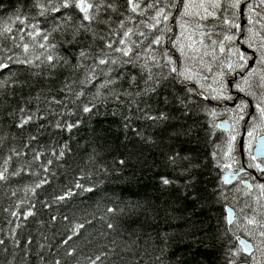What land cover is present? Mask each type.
Wrapping results in <instances>:
<instances>
[{"label":"trees","instance_id":"trees-1","mask_svg":"<svg viewBox=\"0 0 264 264\" xmlns=\"http://www.w3.org/2000/svg\"><path fill=\"white\" fill-rule=\"evenodd\" d=\"M34 3L0 0V59L6 55L23 59L15 45L33 43L27 35L32 24L52 27L51 21L36 16ZM8 28L10 32L5 31ZM83 44L86 47L87 41ZM58 51L74 64L79 47L64 45ZM221 59L225 66L226 56ZM111 68L113 78L117 72L129 73L127 66ZM78 77L82 73L65 67L49 79L47 69L20 64H10L0 74V170L7 168L9 176L8 181H0V239L5 241L0 245V264H53L55 260L89 264L88 257L97 255L102 256L98 264H225L224 209L240 206L233 197L241 201L245 193L234 185H223L228 199L218 198L225 161L220 156L214 160L211 154L228 139L226 132L212 127L218 125V117L200 110L185 116L173 102L166 109L172 119L153 125L140 119L138 107L153 113L165 109L159 93L136 95L144 88L143 82L138 88L130 87L123 79L101 88L107 77L99 74L95 87L89 85L73 103L75 98L60 89L66 79L71 82ZM113 87L116 93L132 95L117 98L110 91ZM204 103L217 111L218 101L210 98ZM92 104L90 113L82 111ZM37 105L45 118L17 128V109L36 112ZM65 121L77 126L71 131L56 127ZM133 128L141 129L149 139L138 137ZM30 136L36 139L30 142ZM62 148L65 154L59 157ZM11 149L20 150L21 155ZM37 151L42 155L34 160ZM177 154L176 163H170L169 157ZM15 172L19 175H12ZM161 177L173 183L163 185ZM59 196L65 198L57 200ZM109 208L115 211L108 212ZM28 211L34 214L25 219ZM109 223L114 227L109 229ZM79 224L84 227L73 235ZM68 236L72 239L64 244ZM72 249L74 255L67 256Z\"/></svg>","mask_w":264,"mask_h":264},{"label":"snow or ice","instance_id":"snow-or-ice-1","mask_svg":"<svg viewBox=\"0 0 264 264\" xmlns=\"http://www.w3.org/2000/svg\"><path fill=\"white\" fill-rule=\"evenodd\" d=\"M33 7L36 9V16L43 18L45 22L51 21L52 27L42 29L38 23L32 24V31L27 35L33 39V43L15 45L16 48L21 49L23 59L20 56L14 58L13 55H6L0 59V69H10V64L28 65L47 69L49 79L54 77L58 68L67 67L74 73H82V78L78 77L71 82L66 79L60 89L61 93L75 98L73 103L85 95L89 85L95 87L94 81L98 78V74L107 77L100 85L101 88L115 86L120 79L126 80L130 87L138 88L139 82L142 81L144 88L136 95L159 93L161 103L165 106V109L157 110L155 113L138 107V111L141 112L140 119L151 122L153 125L164 124L172 119L166 109L173 106V102L185 116L200 110L214 117L215 110L209 109L204 101L209 98L235 99L228 94L231 87H234L237 93L253 98H256V92L253 89H260V99L255 104L259 115L254 117V120L258 118L261 126H264V35H261V31H264V11L257 10L264 9V0H167V2L165 0H35ZM169 9L175 10L177 15L172 16ZM245 9L248 13L246 17ZM147 10H152L154 14H149ZM253 15L259 19L253 20ZM145 16L147 19H144ZM241 18H245L251 25L246 30L241 23L236 22ZM208 19L218 20L221 23L214 24L212 30H209L204 23ZM170 20L182 31L179 36L169 37L172 47L165 48L162 47L165 36L174 32V28L169 27ZM257 24L260 31L256 30ZM234 29L240 30V37L247 43L248 48L253 49L251 56L233 46L238 39ZM215 30L224 33L219 41L212 39ZM5 31L10 32L11 29L8 28ZM57 36L60 37L59 40H56ZM84 41H87L86 47L83 44ZM64 45L79 47L74 64L67 56L59 53V48ZM38 50L39 54H36ZM226 52L230 54L227 71L224 70L223 60L218 55V53ZM89 60L91 63H88ZM113 65L127 66L129 73L117 72L116 77L113 78L111 75ZM254 65L260 67L257 68ZM229 75L232 79L226 80ZM236 77H239V80ZM110 91L117 98L120 95H132L127 91L116 93L114 87ZM99 95L100 90L97 89L96 96ZM53 101L63 105V101L55 100L54 97ZM94 107L95 104L91 107L85 105L82 111L90 113ZM248 107V102L244 100L235 106L233 120L236 126L244 119V112ZM17 112L19 114V123L15 125L17 128H24L27 124L45 118L39 114V105L36 112L27 110L25 107H19ZM76 126L66 121L63 125L60 122L56 124L57 128L65 127L69 131ZM212 127H219V125L213 124ZM128 128L129 125L126 123L125 129ZM132 131L146 141L149 139L141 129L133 128ZM254 133L255 124L247 132L249 137L247 151L250 161L248 167L255 168L264 174V137H255ZM253 138L257 140L258 155L251 150ZM35 139V136L29 137L30 142ZM235 141L236 135L230 133L225 143L222 146L216 145V150L211 154L214 160L220 156L225 161L223 168L232 167L228 161L235 159L233 156ZM27 147H29L28 144L25 145V148ZM10 151L16 156L21 155L20 150L11 149ZM64 154L62 148L58 155L63 157ZM41 155L42 153L37 151L33 159L39 160ZM53 155H57L54 150ZM177 156L178 154L170 156L169 162L175 164ZM10 160L11 156L5 160V163L7 164ZM257 160L260 162L253 163ZM48 163L51 164L52 161L49 160ZM216 166L221 167L219 161ZM44 171L47 172V168H44ZM7 172V168L0 170V181H8ZM238 172L239 170H236L237 174ZM12 175H19V172ZM161 182L163 185L173 183L167 177H161ZM229 183L230 177L224 176L222 185L216 190L219 193L218 198H222L225 202L228 199V193L223 191V185ZM244 183L248 189L253 187L247 182ZM76 186L81 187L79 184ZM36 187H40V184ZM255 187L259 194L253 203L245 201L238 210L232 206H225L224 228L221 233L225 243V264H264V183H258ZM32 191L34 193V190ZM64 198L56 197L57 200ZM233 198L236 203L241 202L238 197ZM114 211V209H108V212ZM33 214L28 211L25 219ZM12 215L16 216L17 213L12 212ZM52 219L56 218L52 217ZM83 227V224L77 225L73 235H78L79 229ZM107 227L111 229L114 225L109 223ZM71 239L72 236H68L63 243L67 244ZM31 243V240L27 242L28 245ZM4 244L5 241L0 239V245ZM17 247H19L18 242ZM75 251V249L67 251L66 255L73 256ZM106 255L107 253L103 254L105 257ZM88 260L89 264H98L102 256L97 255L94 259L88 257ZM53 264H61V262L55 260Z\"/></svg>","mask_w":264,"mask_h":264},{"label":"flooded vegetation","instance_id":"flooded-vegetation-1","mask_svg":"<svg viewBox=\"0 0 264 264\" xmlns=\"http://www.w3.org/2000/svg\"><path fill=\"white\" fill-rule=\"evenodd\" d=\"M245 11H246V9H245ZM174 14H176V12ZM243 20H244V18H241V19L237 20L236 22L240 21V23L242 24ZM245 26H243V27H245ZM175 31L176 30L174 29V32ZM233 31L236 33V36L238 38L236 40V43L234 44L235 47L239 48L242 52H245L247 55L251 56L253 54V50H251L252 53H247L246 51L242 50V48L246 47V46L244 45L243 38L240 37V30L234 29ZM168 35H170V34H167V36L165 37L166 39H164L165 48H170V42H169ZM249 63L251 64V61H249ZM254 66L259 68V65H254ZM227 70L228 69L226 68V71ZM231 79H232L231 75L226 77V80H231ZM236 79L239 80V77H236ZM253 91L256 92V98H253L252 96H246L243 93H237L235 88L231 87L228 90V94L232 95L235 99H233V100H214V101L219 102L218 106H216V109L219 110L221 118H223L224 120L227 119V121L231 124V128H230V131H228V133H232V134L236 135V141H235L236 146H235L234 151H233V156L235 157V159L232 161V167L230 169V171L234 172L235 174H237L236 170H239V172L241 170L239 165H238L237 141H238L241 133L243 131H245L243 154H244V163H245V166L249 172L245 175L239 176L232 183V185H234L237 188L242 189L245 192H248L250 194L254 192V190L256 188L255 187L256 184L264 183V174H261L255 168H249L248 167V164L250 163V161L248 158V151H247L248 141H249V137L247 135V132L249 130H251L253 125L255 124V131H257V132L254 134V136L255 137H264V127L261 126L258 118L254 120V117H258V115H259L255 109V104L260 99V89H253ZM241 100L248 102L249 107L244 112V119L241 121V125L239 126L238 129H236V128H234L233 115H234L235 106L237 104H239ZM249 113H251V115H249ZM256 144H257V140L255 138H253L251 150L254 154H256L255 153ZM258 162H260V161L257 160L253 163H258ZM245 181H249L253 187L251 189H248L247 187H245V185H244ZM251 199H253V198H251ZM250 201H252V200H250ZM257 256L259 258V253H257Z\"/></svg>","mask_w":264,"mask_h":264},{"label":"rangeland","instance_id":"rangeland-1","mask_svg":"<svg viewBox=\"0 0 264 264\" xmlns=\"http://www.w3.org/2000/svg\"><path fill=\"white\" fill-rule=\"evenodd\" d=\"M165 2H167V0H165ZM258 11H264V9H257ZM175 13V11L173 12V13H171V15L172 16H176L177 15V13L176 14H174ZM248 15V13H247V9H246V11H245V17ZM253 20H257V19H259L258 17H256L255 15H253ZM244 20H246L245 18H244ZM215 22V23H214ZM246 22H247V20H246ZM206 25H207V27H208V29L209 30H212V26L214 25V24H220V21H218V20H213V19H208L207 21H205L204 22ZM237 23H240V21L239 22H237ZM251 25H249L248 23L246 24V26L244 27V29L246 30L248 27H250ZM169 27H173L176 31L174 32V33H168V34H170V35H168V38L169 37H171V36H179V34H180V32L182 31L181 29H180V27L178 26V25H175V24H173V22L170 20L169 21ZM256 30L257 31H260V28H259V24H257L256 25ZM223 32H220L219 30H215L214 32H213V35H212V39H214V40H217V41H219V40H221L222 39V37H223ZM261 35H264V31H261ZM167 36V35H166ZM165 36V37H166ZM164 39H166V38H164ZM194 39H196L195 37H194ZM206 43L208 42L207 40L205 41ZM243 42H244V45L247 47V43L244 41V39H243ZM227 43V42H226ZM235 43H236V41H235ZM234 43V44H235ZM164 44V43H163ZM234 47H235V45H233ZM172 47V45H171V43H170V48ZM248 48V47H247ZM248 49H250V50H253V49H251V48H248ZM177 55H178V53H177ZM229 53H225V54H221V56L222 57H224V56H226V58H227V61L226 62H224V65L226 66L227 65V63H228V59H229ZM251 61V60H250ZM224 66V70L226 71V67ZM260 67V66H259ZM216 116L218 117V120L220 121V120H224L223 118H221V116H220V112H218L217 111V113H216ZM226 121H227V119H225ZM242 121V120H241ZM241 121L239 122V125L238 126H236L235 124H234V128H236V129H238L239 128V126L241 125ZM262 127H264V126H262ZM257 131H255V133H256ZM254 133V134H255ZM228 134V137H229V134L230 133H227ZM229 163H231L232 164V161H229ZM231 168H226V171L227 170H230ZM242 192H243V194L245 193V197L243 198L242 197V199H244V200H241V202L240 203H242L240 206H233L236 210H238L240 207H242L243 206V203L245 202V201H247L248 203H253V201H254V199H255V197L259 194L258 193V190H257V188H255V190H254V192L253 193H251V194H247L248 192H245L244 190H242ZM254 197V198H253ZM251 198H253V199H251ZM246 199V200H245ZM250 200H252V201H250ZM238 204V203H237Z\"/></svg>","mask_w":264,"mask_h":264},{"label":"water","instance_id":"water-1","mask_svg":"<svg viewBox=\"0 0 264 264\" xmlns=\"http://www.w3.org/2000/svg\"><path fill=\"white\" fill-rule=\"evenodd\" d=\"M246 20H243L242 22V25L245 26L246 25ZM242 50L246 51L247 53H252L249 49H247L246 47H243ZM252 63V61H251ZM4 71V69H0V74ZM207 101H210V98L209 100ZM215 104V103H214ZM216 105V104H215ZM218 106V105H216ZM252 112V111H251ZM250 117V116H249ZM226 122V123H225ZM219 128L224 131V132H228L230 131V128H231V124L228 122V121H225V120H221L219 123ZM244 136H245V131H243L237 141V153H238V165L240 167V172L238 174H235L234 172L232 171H226L224 176H228L230 177V183L227 184V185H231L239 176L241 175H245L247 174L249 171L247 170L246 166H245V163H244V154H243V145H244ZM255 153L258 155L257 153V149H255ZM223 176V177H224ZM249 184H251L249 181H245ZM245 185V183H244ZM246 187V185H245ZM246 239V237H245Z\"/></svg>","mask_w":264,"mask_h":264},{"label":"bare ground","instance_id":"bare-ground-1","mask_svg":"<svg viewBox=\"0 0 264 264\" xmlns=\"http://www.w3.org/2000/svg\"><path fill=\"white\" fill-rule=\"evenodd\" d=\"M217 111H218V110H217ZM217 111H216V112H217ZM253 198H254V197H253Z\"/></svg>","mask_w":264,"mask_h":264}]
</instances>
